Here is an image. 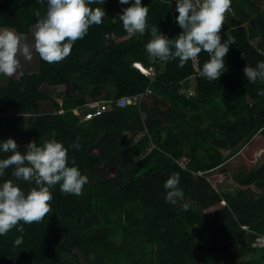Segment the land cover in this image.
Wrapping results in <instances>:
<instances>
[{
    "label": "trees",
    "instance_id": "obj_1",
    "mask_svg": "<svg viewBox=\"0 0 264 264\" xmlns=\"http://www.w3.org/2000/svg\"><path fill=\"white\" fill-rule=\"evenodd\" d=\"M133 2L91 5L105 10L103 22L61 62L33 53L31 63L20 57L15 76L0 75V142L14 139L23 154L29 142L55 139L68 149L69 166L88 177L78 197L54 186L43 222L0 236V264H264V245H252L264 235V96L257 95L264 81L249 83L243 73L264 61V0H232L220 35L235 43L212 82L199 75L207 53L183 68L148 58L149 32L129 36L119 20ZM141 4L149 27L170 39L182 31L175 0ZM46 7L47 0H0V29L31 42L33 10L43 15ZM123 97L135 103L118 105ZM98 101L105 108L85 119ZM9 154L0 151V159ZM12 171L0 183L13 179L27 192L32 185ZM176 173L184 197L173 205L164 183ZM213 175L231 177L234 191L216 189Z\"/></svg>",
    "mask_w": 264,
    "mask_h": 264
},
{
    "label": "clouds",
    "instance_id": "obj_2",
    "mask_svg": "<svg viewBox=\"0 0 264 264\" xmlns=\"http://www.w3.org/2000/svg\"><path fill=\"white\" fill-rule=\"evenodd\" d=\"M45 0H38L44 4ZM105 0H47L46 12L42 15L33 10L37 18L31 30V42L10 29H0V75L13 77L21 67L20 57L31 63L33 52L40 60L48 64H56L71 55L73 44L83 39L90 27L100 25L106 16L105 10L91 5H102ZM168 0H162L167 3ZM121 5H128L129 0H119ZM232 0H175L176 23L182 31L175 38L164 36L157 26L149 27L147 6L141 0L123 8L119 14L122 27L129 36L146 31L150 39L145 44L148 58L159 61L163 65L178 60V67L183 68L189 61L199 62L202 52L207 53L199 75L205 80L217 81L226 71L225 57L235 38L229 36L221 42V32L226 14L231 13ZM140 72L151 75L153 68L145 67L140 62H134ZM139 64V65H137ZM149 68V69H148ZM146 70H149L146 72ZM245 78L249 83L258 79L264 81V61L255 67L245 66ZM154 74V73H153ZM257 95L264 96V90ZM18 145L12 138L0 142V151L10 153L0 159V176L6 169H13L11 176L32 185L25 192L13 179L0 183V236L9 233L13 228L23 234V224L41 223L52 212L50 201L53 199L50 191L59 185L64 194L80 196L88 183V177L81 174L76 166H69L68 149L55 139L45 140L43 145L36 142L27 144V151L21 154ZM79 148V143L73 145ZM74 165V161H73ZM178 173L170 176L164 183L167 189L166 202L175 205L184 197L179 187ZM187 211V205L183 206ZM23 243V237L14 240L15 246Z\"/></svg>",
    "mask_w": 264,
    "mask_h": 264
},
{
    "label": "rangeland",
    "instance_id": "obj_3",
    "mask_svg": "<svg viewBox=\"0 0 264 264\" xmlns=\"http://www.w3.org/2000/svg\"><path fill=\"white\" fill-rule=\"evenodd\" d=\"M232 11V10H231ZM232 14L229 13V14H226V17H230V15ZM29 34V32L27 33ZM253 43L255 44V42L253 41ZM34 53V52H33ZM36 58V57H35ZM136 66V64H134V67ZM149 69V68H148ZM149 70H146V72H148ZM145 75H147V73H144ZM9 114V113H8ZM240 159H235L234 161V165H236L237 167L238 166H241L240 164ZM210 181L213 183V186L218 189L220 192H233L234 189H235V183L234 181L232 180L231 177H224V176H221V175H213L211 177H209ZM120 242H122V239H120ZM124 247L127 249V248H130V246L128 244H124ZM131 264H147V262H141L140 259H137L132 262Z\"/></svg>",
    "mask_w": 264,
    "mask_h": 264
},
{
    "label": "built area",
    "instance_id": "obj_4",
    "mask_svg": "<svg viewBox=\"0 0 264 264\" xmlns=\"http://www.w3.org/2000/svg\"><path fill=\"white\" fill-rule=\"evenodd\" d=\"M153 71L151 73V75H153ZM150 92V90H147V93ZM118 105L123 106L126 104H131V103H135V100L129 97H123L120 100H118ZM91 106L94 108V112H88L85 115V119H90L92 118L94 115H97L101 112L102 109L105 108V103L98 101V102H93L91 104ZM244 227V226H243ZM245 228V227H244ZM253 246H263L264 245V235H259L255 238V241L252 243Z\"/></svg>",
    "mask_w": 264,
    "mask_h": 264
},
{
    "label": "crops",
    "instance_id": "obj_5",
    "mask_svg": "<svg viewBox=\"0 0 264 264\" xmlns=\"http://www.w3.org/2000/svg\"><path fill=\"white\" fill-rule=\"evenodd\" d=\"M24 116H25V117H27V116H31V114H24Z\"/></svg>",
    "mask_w": 264,
    "mask_h": 264
}]
</instances>
